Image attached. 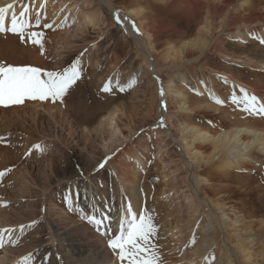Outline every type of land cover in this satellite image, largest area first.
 Segmentation results:
<instances>
[{"label":"bare ground","instance_id":"obj_1","mask_svg":"<svg viewBox=\"0 0 264 264\" xmlns=\"http://www.w3.org/2000/svg\"><path fill=\"white\" fill-rule=\"evenodd\" d=\"M47 1L38 0L32 3H37V10L42 11ZM81 1L79 2L88 5L84 7L79 17L85 14L82 20L86 17L88 24L86 22L80 25L96 28L102 33L104 29L101 27H114L116 24L123 33L122 43L127 45L130 42L138 56L142 57V65L147 70L146 75L148 73L155 81H150L149 84L156 85L155 92L158 94L156 95L158 109L154 114L157 121L151 132L158 139L154 162H152L153 157L149 156L151 153L148 155L150 139L138 140L132 154H129L130 151L126 152L127 150H120L119 153L123 155L115 154L110 159L112 162L96 173L105 174L110 168L116 175L117 183L113 180L115 184L110 190L111 195H117L118 201L117 206L110 208L114 227L118 228L121 215L127 218V208L130 204L137 216L141 209L146 215H151L156 231L160 229L164 235L162 247L154 248L156 264H209L215 260L218 264H264V238L256 242V238L251 237L253 224L246 222L244 216L233 206L227 205L228 195L219 193L218 190L222 188L214 189L207 176L215 175L220 171L223 175H229L232 171L237 173L252 167L258 173V179L264 184V126H257L264 124V116H249L242 111V104L233 105L230 101L233 94L237 97L241 96V89L264 101V45L260 43L264 40V0H130L119 7H116L112 0ZM52 3L51 11L55 12L53 19L59 22L56 26L64 30L60 39L66 46L63 45L64 52L57 51L54 57H61L57 65L64 66L68 60L67 57L71 58L75 54V51H70L71 39L78 38L77 32L82 34L84 31L78 29L80 28L79 24L77 25L79 20L74 24L77 25L78 30H72V32L66 23L62 22V19L73 20L76 15V5L72 4L69 6L71 9H68L65 6V0H53ZM9 4L14 7L6 14V23L10 25L13 14L18 20L24 22V16L21 18L20 13L27 8V1L0 0V7H7ZM61 8L65 11L64 16L59 14L56 17L57 13L62 12ZM106 12L112 19L111 24L108 25L104 24ZM116 15L123 22L122 26L116 23L114 19ZM169 16L182 20L183 26L179 28L171 24L168 20ZM133 24L138 31H133ZM228 31H234L230 33L233 42L229 41ZM159 41H163L164 50L158 53ZM35 48L33 46L34 51L44 54L45 49ZM29 53L32 52L29 51ZM93 53L96 54L95 51ZM213 57L216 58L213 60ZM31 61L37 62L35 59ZM160 61H165L164 68L158 66ZM253 67H260L259 71L262 73L253 72ZM62 68L57 71L60 72ZM168 68L175 69L177 72L167 75L165 80L162 73H164L163 70L168 71ZM94 69L98 70V64ZM192 71L197 73L199 79L195 89L190 88L194 81L187 79ZM98 74L97 71H93L88 81L81 79L76 89H73L74 92L79 90L78 93L68 95L64 102L56 105V108L44 107L40 104L31 105V114L28 117L33 125H40L42 124L40 116L43 113L48 116L50 122L54 123V127L49 129L52 131L51 138L42 145L46 147V159L42 161L46 164L41 173L49 187L45 190L50 189L52 183L57 186L64 183L68 189L71 188L69 193L73 194V210L75 204H78L79 214L100 217L108 206L102 205L100 199L108 201L105 192L109 190V185L104 186L102 182L101 185L96 186L93 179H90L89 172L96 169L101 159L118 151L125 142L133 141L137 131L132 126L130 111L123 107L125 104L121 102L118 105L113 104L116 98L121 96L115 97L112 93L113 98H109L100 94V90L93 92L91 88L88 89L92 86L94 90L97 86L104 85V83L100 84ZM107 75L114 77L116 74L115 71L108 70ZM260 75H263V78H259ZM102 78L104 79L103 76L101 80ZM176 79L181 81L180 87L176 84ZM90 84L92 85L89 86ZM88 90L92 93V97L103 99V103L100 99V101L91 102L92 105H90ZM141 93V99H145L144 91ZM191 93H195V96L198 93V95L194 97ZM213 97L223 103L216 104ZM170 105L176 115L168 112ZM20 112H25V108L20 109ZM211 114L214 117L220 115L222 124L208 127L210 124L198 118V116L205 117ZM71 116L78 118V124L83 123L81 124L83 129L79 133L73 129L74 126L66 122L65 118ZM98 116L100 117L96 120ZM121 116L125 117L128 125L124 126ZM161 119H163V127L157 126ZM172 119H174L173 128L178 138L167 128L169 125L166 123L172 122ZM2 122L0 121V138L9 137L12 142H17L18 136L24 134L23 131L27 127V120L16 114L6 123ZM63 123L65 127H62ZM5 124L7 126H4ZM19 128H22V131ZM58 128H61L60 134L55 133ZM124 128L127 130V135L124 134ZM62 132H66L68 140H65ZM76 133L81 138L87 139L86 141H90L92 147L83 145L78 149L79 152L76 149L77 146L72 147L71 143L77 140L74 138ZM0 142L3 143V140ZM171 147H175L178 151V154L175 152L176 156H172ZM6 153L0 156L2 169L10 165L14 157L9 158ZM117 156L119 161L124 162V164L121 162V167L116 166L117 163L113 164L114 157ZM54 159H56L55 163ZM126 162L127 167H130L129 170H125ZM141 167L144 168L141 169ZM146 167H149L148 170H145ZM143 171L147 176L157 177L159 190L154 194L147 189L142 193L135 189L132 193L133 201L122 199V188L127 190L134 187L133 183H140L139 178ZM22 174L26 180L25 177L28 178L30 173L24 167ZM102 177L100 176L98 180H102ZM183 187H185L184 190H182ZM205 187L213 194L203 192ZM78 191L81 195L77 193ZM175 191L178 198L183 196L182 199L187 202L185 205L183 203L181 208L184 210L183 215L188 216V221L181 227L178 226L180 219L174 222V219L169 218V215L174 213L170 211L174 206L171 207L169 199L171 193L175 195ZM231 195L242 198L247 195L254 200L253 194L238 191ZM151 196L154 199L149 202L148 199ZM47 201L52 206L47 212L52 218L62 221L49 219L51 222L47 223L46 227L48 246H51V251L62 250L63 255L58 253L49 258L47 250H44L43 254L46 257H41L38 264H119L116 255L107 249L104 236L98 235L93 227L94 232H91L79 220L72 221L67 213L68 208H62L56 204L55 198ZM254 202L259 210L264 211V198L261 201L255 199ZM165 203L170 209H166ZM8 224V220L0 219V231L9 229ZM259 227L258 234L264 233L263 221L259 222ZM196 228L201 230L200 239L197 244H188L192 238L195 239ZM12 229L15 230L13 236L16 237L20 232L15 228ZM7 233V231L4 232V243L11 232L5 236ZM90 233L92 234L89 239L87 236ZM165 241L171 244H166ZM155 243L159 245L161 237H156ZM179 243L184 245L183 249L191 247L182 256V261L174 260L175 249H179V253L182 251L178 246ZM210 251L216 252L214 259V254H210ZM22 255H14V259L3 256L0 258V264H17V261L19 264H25L24 256L20 258ZM125 264H127L126 261Z\"/></svg>","mask_w":264,"mask_h":264},{"label":"rangeland","instance_id":"obj_2","mask_svg":"<svg viewBox=\"0 0 264 264\" xmlns=\"http://www.w3.org/2000/svg\"><path fill=\"white\" fill-rule=\"evenodd\" d=\"M26 1H27V4H26L27 12L24 15L25 21L23 22L26 25L25 32L42 31L44 33L43 41H42L43 49H45L44 54H42L39 51L33 50V46L34 48L36 47L35 49H41L39 45H34L32 43H21L17 35H13L11 33H6V32H0V66L36 67V68L41 69L42 71H57L59 70V68L63 67L61 69V71H63L65 67L70 66L73 61H76L78 64L80 63L79 65L82 69L81 79H86V81H88L90 79L89 76L91 72L97 71V74H98L100 71L101 73L99 74L101 75L98 74V78L100 79V84L105 83L111 78L112 83L114 85L117 82H119V84L126 86V90L123 93L113 91L110 94L103 93V92H100V94L104 96H109V98L112 97L111 95L112 93H114L115 97L121 96L120 98H116V102H113V104L118 105L120 102L125 104L123 105V107L130 111L132 126L136 129L137 134H134V138L132 139L133 141L125 142L124 145L118 149V151L106 157H110L111 159L115 154H120L119 153L120 150H123V151L127 150L126 152L130 151L129 154H132L133 148L138 140L150 139L148 143V146H150L148 150V155L149 153L151 154L153 153L152 154L153 156L151 154L149 156L151 158L153 157L152 162H154V158H155L154 152H156L155 149H156L158 139H157V136H155L154 133H151V132H152V129H154L155 122L157 121V118H155V115H154L158 109V106L156 103V95L158 94L155 92L156 85L149 84L150 81H153V82L155 81L153 77H151L148 73L146 75L147 70L142 65V57L138 56V54L135 52L133 45L130 42H128L127 45H124L122 43V34H123L122 31L118 28L116 24L115 26L117 28L115 26L114 27L113 26L101 27L104 29V30L102 29L103 30L102 33L98 31V29L96 28L93 29L92 27H85V26L80 25V24H85L86 22L88 24V20H86V17H84V20H82V16H85V14L79 17V14L83 12L84 7H86L88 4L80 3L79 1L81 0H65L66 1L65 6H67L68 9H71V7L69 6H71L72 4L76 5L75 6L76 15H74L72 21H69L68 19L67 20L62 19V22L66 23V25L69 27L70 32H72V30L73 31L76 30L78 28L77 27L78 24H79L78 26L80 27L78 29H82L84 32L82 34L80 32L79 33L77 32L78 38L71 39L70 41L71 43L70 51L72 52L75 51V54L71 56V58L70 56L67 57L68 60L66 63H64V66L59 65V64L57 65V61L60 60L61 57L56 58L54 57V54H57V51H59V53L64 52L65 51L64 48L66 46L63 43V41L60 39L64 30H60L59 27L56 26L58 25L59 22L53 19L54 14H55V12L51 11L53 0H48L46 2V5L43 7L42 11L37 10L38 8L37 3H32L38 0H26ZM129 1L130 0H112V2L114 3V5H116V7L122 6L123 4H126ZM63 8L60 9L62 11L61 13L56 14V17L59 14H61V16H64L65 11H63ZM37 13H39V17H37ZM104 14L106 18L105 19L106 21L104 24L105 25L111 24L112 22L111 16H109L108 12ZM37 18H39L40 20V27H36ZM78 20L80 23L78 22L77 25H74L76 24ZM168 20L171 21V24H174L175 26L179 28L183 26L182 25L183 22L180 19H176L174 17L169 16ZM44 24H51L52 28L45 29L43 27ZM228 32L229 33L227 36L229 38V41L233 42L231 41L230 33H233L234 31H228ZM247 43L248 42H246V44ZM162 50H164V44H163V41H159L157 45V51L159 53ZM29 51L32 53L30 54ZM94 51L96 52V54L93 53ZM65 55L67 54L65 53ZM215 58L216 57H213V60ZM33 59H35L37 62L31 61ZM95 61H96V64H98V70L94 69L96 65ZM158 66L164 68L166 66L165 61L164 62L160 61ZM169 68H172V67H169ZM259 69L260 67H257V68L253 67L252 70L253 72L262 73L259 71ZM108 70L115 71L116 75L114 77H112L111 75H107ZM163 72L164 73H162V77L165 78L166 80L167 75L173 74V73L176 74L177 71L175 69L174 70L169 69L168 71L163 70ZM243 74L244 73H242V75ZM188 75L189 76L187 77V79H189L191 82L194 81V84L191 86L189 85V86L190 88L195 89V85L199 81L198 75L196 72H193V71L190 72ZM102 76L104 77V79L102 78L101 80ZM182 76H185V75L182 74ZM258 77L263 78V75H260ZM81 79L77 82V85L81 81ZM180 82L181 81H179V79H176V84L178 86L180 85L179 84ZM91 85L92 84H90L89 86ZM85 86H87V83H85ZM75 87L77 86H74L73 89H76ZM101 88H102V85H99V87L97 86V89L95 88L94 90L92 86L89 87L88 89L95 92V90L97 91V90H100ZM78 91L74 92V90H71L70 95H74L75 93L77 94ZM142 91H144L145 99H141ZM135 94L136 95L138 94V95L135 96ZM191 95H193L194 97H197L198 93L196 94V96H195V93H191ZM66 97H68V95ZM89 98H90V105H92V103L95 100L100 101L101 99V98L92 97V93L90 91H89ZM101 100L102 101L100 102L103 103V99ZM35 104H40L44 107L53 106L56 108V105H59L60 101H56L55 103H53L51 100L40 101L38 99L37 100L26 99L24 103L21 105L0 106V121H3L2 123H6L7 120L11 118V116H15L16 114L19 117L21 116L23 119L27 120V124H26L27 127L25 131L28 130L26 131V134H25V131H23L25 135L21 134L22 136L21 135L18 136L19 137L18 140L15 139L17 140V142L13 141L14 142L13 143L9 137H5L4 139H2L3 143L0 142V156L5 154L6 152H7L6 155L9 156V158L14 156L13 159H11L10 165H8L6 168L2 166L4 167L2 169L0 165V172H5V175L3 177H0V219L8 220V223H9L8 228L9 229L15 228L20 232L16 237L13 236V234L15 233L14 229H12L14 231H12L10 234L9 232L5 234V236L6 235L8 236L9 234V236L7 237V240L4 243L5 246L0 247V258H2L3 256H7L8 258L14 259L13 257L14 255L23 254L22 256H20V258H23V256L24 258H27L29 256L31 257V259L28 260L29 262H27V264H38V261L40 260L41 257L43 256L46 257L45 254H43L44 250H47L49 254L48 255L49 258H51L53 255H57L58 253H60L61 256L63 255L62 250H58L56 252L51 251V246L50 245L48 246L49 240L47 239V233H46L47 223L51 221H59V222H62V221L57 218H52V216L47 212L48 208L52 207L51 205H49L47 200L48 199L54 200L55 198L56 204H59L60 207L62 208L63 207L67 208V206L64 203L63 198L66 194H68L71 191V188L68 189V186L64 183L61 185L58 184V186L52 183V185L50 186V189L45 190L49 187L46 185L45 177L42 176L41 172H42V169L44 168V165L46 164L42 162L44 159H46L45 157L46 147L45 148L42 147V149L41 148L36 149L32 155H27V156L25 155V153L28 152L30 149H32L34 145L38 144L42 146L46 140L51 138L50 133L52 134V131H50L49 129L51 127H54L53 126L54 123L50 122L48 119V116L43 113L40 116V118L42 119V120L40 119L42 121V124L39 123L40 125H33L32 120L28 116L31 114V110H30L31 105H35ZM170 106H169L168 112L172 115H176V113L173 111L172 105ZM22 107L25 108V112H20V109H23ZM15 111L16 113H14ZM99 117L100 116H98L96 120H98ZM220 117H221L220 115L218 116L215 115L214 117V115L212 116V114L211 116L208 115L205 117L198 116L199 120H201L204 123L207 122L208 124H210L208 125V127L216 126L218 125V123L222 124ZM65 119H66L67 124L70 123L72 127L74 126L73 129H75L76 132L78 131L77 133H79L80 130L83 129L81 127L82 126L81 124L83 123L78 124V121H79L78 118H73L71 116ZM120 119L123 121L124 126L128 125V123H126L125 117L121 116ZM74 124L75 125L78 124V125L75 127ZM166 124L169 125V126L166 125L168 130H171L170 132H172L173 135H176L175 137L178 138L175 132V128H173V125L175 124L174 119H172V122L168 121ZM4 126H7V124H5ZM29 126H31L30 129L28 128ZM65 126L63 123L62 127H65ZM91 126H94V125H91ZM257 126L262 127L264 126V124H260ZM19 129H21L20 131H22V128H19ZM60 129L61 128H58L56 130L57 132L55 133L60 134ZM52 130L54 131V129ZM90 130H92V128H90ZM39 131L41 134L39 133ZM77 133H76L77 136L74 135L75 136L74 138L75 139L77 138V140H74L73 143H71V146L74 148L77 146L76 147L77 150L80 149L83 145L84 146L86 145L88 146V148H91L92 144L90 143V141H86L87 139L81 138L80 135L78 136ZM61 134L62 136H65L66 138L65 140H68L66 136V132H62ZM124 134L127 135L126 128H124ZM29 136L31 137L28 139ZM44 136L45 138H42ZM170 150H171L172 156H176V154H178V151L175 149V147H171ZM175 152L177 153L175 154ZM141 153H144V152H141ZM120 155H123V154L121 153ZM110 159L108 160V163L106 164L105 167H107V165H109L112 162ZM114 159L115 161L113 164L116 165L117 163L116 166L121 167V162L122 164H124L123 160L119 161V156L114 157ZM55 162H56V159H54V163ZM149 165L151 166V164ZM24 167L27 168L30 173L28 175L29 176L28 178L25 177L26 180L22 177L23 176L22 169ZM54 167H56V165H54ZM149 167H146L145 170H148ZM129 168L130 167H127V162H126L125 170H129ZM143 168L141 167V169ZM98 171L96 169L90 171L89 172L90 179H93L96 186H99V184L101 185L102 182L104 186L109 185V190L105 192V195H106V198H108V201L106 199L103 201L102 199H100L102 205H105V206L108 205L111 207L117 206L118 204L117 195L110 194L111 187L114 186L115 184L114 182L116 181L115 173L110 168L108 169V171H106L105 174L103 173L102 175L96 174ZM144 171L141 174V178H139L140 183H136V184L133 183L134 187L133 188L130 187L131 191H129L130 188H127V190L126 188H122V193H123L122 199L126 198L127 200L133 201L134 196L132 195V193L135 191V189L139 190L141 193L144 192L145 189H147L151 193H154V194H155V191L157 192L159 190L160 185H159V180H157V177L147 176V174H145ZM100 176L101 177L103 176L102 180H98ZM207 176L209 180L211 181L212 187H214V189L222 188L221 190H218L219 193L225 196L228 195L229 199H228L227 205L233 206L236 209V211H239L244 216V219L246 220V222L248 221L251 223V225L253 224L252 225L253 227L251 226V229H252L251 237H253L254 239L256 238V242H260L264 238V233L258 234L260 230L259 222L261 221L264 222V211H262L263 209L259 210V208L255 205L254 200L256 199V200L261 201L264 198V184L262 183L261 180L258 179V173L254 171L252 167H249L246 170L237 171V173L232 171L230 172L229 175H223V173L220 171V172H217L215 175H212V176L207 175ZM81 177H82V174H81ZM152 177L154 180L152 179ZM172 184L173 186H175L174 182ZM184 188L185 187H183L182 190H184ZM238 191L243 192L244 194H253L254 200L250 199L247 195H244V198L238 197V196L233 197L231 195V193L238 192ZM203 192L209 195L213 194V192L208 190L207 187H205ZM77 193L80 194L79 191ZM182 198L183 196L178 198V195L176 194V191H175V195L171 193V196L169 199V203L171 204V207L172 205L174 207L170 209L168 205L165 203L166 209L167 210L170 209L171 212H174L172 213V215H169V218L174 219V222L180 219L179 220L180 224L178 225L179 227H181L183 223H186L188 221V216L183 215L184 210L181 208V205L183 203L185 205L187 204V202L184 201ZM212 198H214V196H212ZM152 199H154L153 196L149 197L148 201L150 202L152 201ZM77 205L78 204H75L74 210L72 209V210L67 211L68 215L72 218V221L79 220L80 223H83L86 227H88L87 228L88 230L90 229L91 232H94L95 230L92 228V226H90L86 221L81 219V217L85 214L81 215L77 212ZM176 209L177 211H175ZM253 212L255 215L252 214ZM49 219H53V220L50 221ZM33 222L35 223L33 224ZM157 224L159 225V223ZM29 225H32V226H29ZM21 226H24L23 230H21ZM200 231H201L200 229L196 228L195 239L192 238V241L188 242V244L198 243L200 239L199 238ZM91 234L92 233L88 234L87 236L89 237V239L91 238L90 237ZM156 237L157 238L161 237V243H159V245L155 243V246L160 248L162 247V244L164 243V239H165L160 229H157ZM167 242L166 244H171L169 243V241ZM178 246L181 247L182 251L179 253V249H175L176 251L174 255V258H175L174 260L182 261V256L184 255L186 250L190 249L191 247L183 249L184 245H180V243ZM209 253L214 254L213 259L216 257V252L210 251ZM17 264H19L18 261H17ZM209 264H218V263H216V260H215L213 263L211 261Z\"/></svg>","mask_w":264,"mask_h":264},{"label":"snow or ice","instance_id":"obj_3","mask_svg":"<svg viewBox=\"0 0 264 264\" xmlns=\"http://www.w3.org/2000/svg\"><path fill=\"white\" fill-rule=\"evenodd\" d=\"M12 4L7 7H0V32L17 35L21 43H32L39 45L43 49L42 31L25 32L26 25L22 20H18L16 15L11 17L10 25L6 23V14L13 8ZM27 12V8L20 13L22 18ZM39 17V13H37ZM118 25L123 24L120 17H114ZM127 19L126 17L124 18ZM36 27H40V20L37 18ZM45 29L52 28L51 24H44ZM133 31H138L135 24L132 25ZM264 45V40L260 41ZM82 69L80 65L73 61L70 66L65 67L63 71H42L36 67H13L0 66V106L21 105L26 99L46 101L51 100L63 102L67 95L71 94L74 86L81 79ZM126 86L117 82L112 83L111 78L104 83L100 89L103 93L113 91L123 93ZM241 96L231 95L230 101L233 105H243L242 111L249 116H264V101L256 95H250L246 90L241 89ZM163 95V92H161ZM216 104H222L221 100L215 99ZM163 127V119L159 122ZM4 138H0L2 140ZM41 145H34L25 155H32ZM110 157H105L96 165V170L104 169ZM5 172H0L3 177ZM64 203L68 210H72L73 194L68 193L64 196ZM111 206L102 212L100 217L86 214L81 217L90 226L94 228L98 235L106 237V246L110 253L118 258L119 264H156V255L154 252L156 239V226L152 222V216L146 215L141 209L139 216L132 210L129 204L127 208V218L120 216L118 228L114 227L113 217L110 215ZM35 222H33L34 224ZM32 226V225H29ZM24 226H21L23 230ZM12 232V229L0 231V247H4V232ZM31 257L25 258V264Z\"/></svg>","mask_w":264,"mask_h":264}]
</instances>
